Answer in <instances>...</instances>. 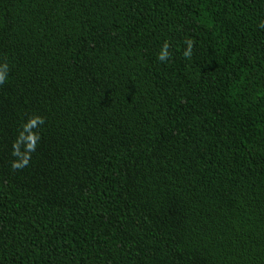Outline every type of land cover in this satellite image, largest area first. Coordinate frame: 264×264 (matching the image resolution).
<instances>
[{"label":"trees","instance_id":"obj_1","mask_svg":"<svg viewBox=\"0 0 264 264\" xmlns=\"http://www.w3.org/2000/svg\"><path fill=\"white\" fill-rule=\"evenodd\" d=\"M0 264H264V0H0Z\"/></svg>","mask_w":264,"mask_h":264}]
</instances>
